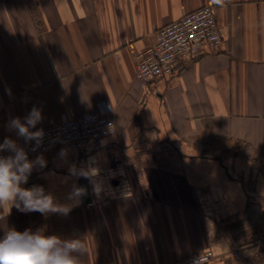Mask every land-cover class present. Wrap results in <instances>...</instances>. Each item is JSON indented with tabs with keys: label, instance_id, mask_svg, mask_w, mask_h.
<instances>
[{
	"label": "crops",
	"instance_id": "0c3cea01",
	"mask_svg": "<svg viewBox=\"0 0 264 264\" xmlns=\"http://www.w3.org/2000/svg\"><path fill=\"white\" fill-rule=\"evenodd\" d=\"M206 5L221 50L139 80L156 31ZM101 103L115 132L42 153L47 167L22 185L71 204L87 179L91 201L67 216L0 210V238L81 239L82 264H172L207 249L208 264H264V0H0V143L25 145L7 123L33 105L45 130Z\"/></svg>",
	"mask_w": 264,
	"mask_h": 264
},
{
	"label": "clouds",
	"instance_id": "9594fccd",
	"mask_svg": "<svg viewBox=\"0 0 264 264\" xmlns=\"http://www.w3.org/2000/svg\"><path fill=\"white\" fill-rule=\"evenodd\" d=\"M43 119L42 108L33 105L23 118H10L7 128L15 132L18 139H23L25 144H31V151L36 152L43 146L46 135L43 128H37ZM5 152L9 154L3 155ZM59 155L66 156V149H61ZM46 167L47 160L43 154L29 159L28 151L17 140L4 138L0 143V210H7L6 216L13 207L22 213L39 212L45 217L49 214L67 216L87 195V189L73 185L68 194V199L73 203L62 204L42 185L22 187L28 183L34 170ZM68 171L72 176L88 178L93 194L100 196L101 187L99 183L93 182L92 173L77 169L75 165ZM6 216H0V220ZM86 253L87 246L81 239L62 240L56 235H44L39 230L32 232L26 229L20 232L12 228L0 238V264H82L80 257Z\"/></svg>",
	"mask_w": 264,
	"mask_h": 264
},
{
	"label": "built area",
	"instance_id": "2783aa9c",
	"mask_svg": "<svg viewBox=\"0 0 264 264\" xmlns=\"http://www.w3.org/2000/svg\"><path fill=\"white\" fill-rule=\"evenodd\" d=\"M221 46L222 38L213 7L203 6L156 31L153 44L138 55L136 77L148 82L168 75L183 60L198 59L207 51L219 52ZM44 131L43 146L36 152L31 151V144L22 145L29 158L54 147L113 134L115 126L110 106L101 103L95 112L71 118ZM214 258L213 251L207 249L172 264H208Z\"/></svg>",
	"mask_w": 264,
	"mask_h": 264
},
{
	"label": "water",
	"instance_id": "95a60500",
	"mask_svg": "<svg viewBox=\"0 0 264 264\" xmlns=\"http://www.w3.org/2000/svg\"><path fill=\"white\" fill-rule=\"evenodd\" d=\"M82 184H83V188L87 189V195L85 196V198H86V200L88 202H90L91 201V192H90L88 180L87 179H84L82 181Z\"/></svg>",
	"mask_w": 264,
	"mask_h": 264
}]
</instances>
